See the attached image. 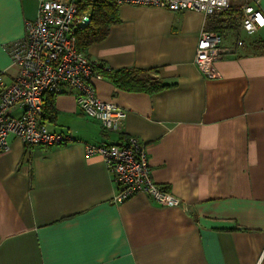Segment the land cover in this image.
<instances>
[{"label":"crops","instance_id":"obj_1","mask_svg":"<svg viewBox=\"0 0 264 264\" xmlns=\"http://www.w3.org/2000/svg\"><path fill=\"white\" fill-rule=\"evenodd\" d=\"M116 5V22L82 51L163 86L134 90L93 78L101 100L126 110L116 131L85 116L70 90L44 96L47 129L70 139L27 146L8 137L0 153V264H264V27L250 36L236 30L232 44L221 40L226 52L207 77L194 63L199 35L210 30L204 12ZM259 7L264 14V0ZM36 13V0H0L5 84L19 67L3 46L20 39ZM126 136L145 145L154 181L180 204L143 193L112 202V176L85 146Z\"/></svg>","mask_w":264,"mask_h":264},{"label":"built area","instance_id":"obj_2","mask_svg":"<svg viewBox=\"0 0 264 264\" xmlns=\"http://www.w3.org/2000/svg\"><path fill=\"white\" fill-rule=\"evenodd\" d=\"M33 21L26 20L20 39L3 46L18 74L9 83L0 72V153L9 148L8 137L19 138L27 146H59L69 136L47 129L44 96L72 91L80 111L98 120L106 131L120 129L126 110L101 100L92 79H101L96 63L78 48L77 32L90 23V13L80 12L77 0H37ZM116 4L155 6L170 11L198 10L210 17L236 6L242 12L239 29L254 35L264 27L259 0H113ZM242 45V41H237ZM226 52L221 35L203 29L196 45L194 63L207 77L216 76L214 62ZM21 110L18 116L13 112ZM87 155H100L115 187L113 203H122L138 193L160 205H178L179 198L157 184L151 173L145 145L135 136L120 142L86 145Z\"/></svg>","mask_w":264,"mask_h":264},{"label":"trees","instance_id":"obj_3","mask_svg":"<svg viewBox=\"0 0 264 264\" xmlns=\"http://www.w3.org/2000/svg\"><path fill=\"white\" fill-rule=\"evenodd\" d=\"M77 4L80 12H90L89 25L79 29L77 32V45L79 49L83 50L90 43L103 38L110 24L116 22L117 5L113 0H78ZM241 16L242 12L236 6L216 12L209 18L210 30L219 34L224 30H238ZM256 44H261V41H257ZM95 70L101 76H108L121 86L133 88L134 90H151L163 86L157 85L152 79H138L134 70L118 73L100 64L96 65Z\"/></svg>","mask_w":264,"mask_h":264},{"label":"rangeland","instance_id":"obj_4","mask_svg":"<svg viewBox=\"0 0 264 264\" xmlns=\"http://www.w3.org/2000/svg\"><path fill=\"white\" fill-rule=\"evenodd\" d=\"M78 1V0H77ZM37 4L38 1L36 0ZM237 31H228V30H224L221 32V40L224 42H228L230 44L235 43L236 42V37H237ZM243 34V32L241 33Z\"/></svg>","mask_w":264,"mask_h":264},{"label":"snow or ice","instance_id":"obj_5","mask_svg":"<svg viewBox=\"0 0 264 264\" xmlns=\"http://www.w3.org/2000/svg\"><path fill=\"white\" fill-rule=\"evenodd\" d=\"M262 23H264V21H262Z\"/></svg>","mask_w":264,"mask_h":264}]
</instances>
